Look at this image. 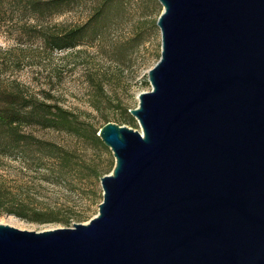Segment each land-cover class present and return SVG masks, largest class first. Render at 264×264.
Wrapping results in <instances>:
<instances>
[{
  "label": "water",
  "instance_id": "1",
  "mask_svg": "<svg viewBox=\"0 0 264 264\" xmlns=\"http://www.w3.org/2000/svg\"><path fill=\"white\" fill-rule=\"evenodd\" d=\"M159 61L88 223H0V264H264V0H159Z\"/></svg>",
  "mask_w": 264,
  "mask_h": 264
},
{
  "label": "rangeland",
  "instance_id": "2",
  "mask_svg": "<svg viewBox=\"0 0 264 264\" xmlns=\"http://www.w3.org/2000/svg\"><path fill=\"white\" fill-rule=\"evenodd\" d=\"M31 2L0 0V92L51 107L43 123L21 129L18 148H30L33 159L22 149L0 152V223L48 231L98 214L101 177L116 164L100 129L113 122L142 130L130 111L152 89L148 71L161 56L164 7L159 0ZM72 29L77 45L55 48L53 36Z\"/></svg>",
  "mask_w": 264,
  "mask_h": 264
},
{
  "label": "trees",
  "instance_id": "3",
  "mask_svg": "<svg viewBox=\"0 0 264 264\" xmlns=\"http://www.w3.org/2000/svg\"><path fill=\"white\" fill-rule=\"evenodd\" d=\"M31 5L34 8L41 7L40 0H32ZM78 33L79 30L72 29L65 35L56 34L53 36L55 48L63 49L76 46ZM66 35L70 39L68 42H65ZM32 99L33 97H27L15 91L7 94L0 92V152L22 149L18 151L25 159H33L31 158L33 151L30 148H18L25 138L21 129L31 125V121L35 119L43 123L47 119L48 108L51 105L46 101ZM25 109L28 111L27 116L22 113V110Z\"/></svg>",
  "mask_w": 264,
  "mask_h": 264
}]
</instances>
